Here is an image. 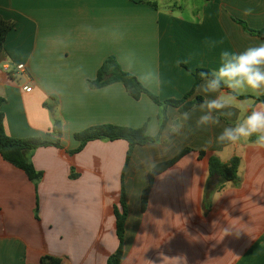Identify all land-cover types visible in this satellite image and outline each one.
<instances>
[{
    "label": "crops",
    "instance_id": "crops-1",
    "mask_svg": "<svg viewBox=\"0 0 264 264\" xmlns=\"http://www.w3.org/2000/svg\"><path fill=\"white\" fill-rule=\"evenodd\" d=\"M0 16L14 23L0 54L5 132L60 141L26 154L42 174L38 181L0 156V264H39L46 256L108 264L119 246L114 207L124 168L128 213L119 264H264V149L248 140L206 143L262 96L241 90L244 98L224 110L231 117L200 130V103L185 111L187 121L168 106L160 139L135 146L127 164L124 140L90 141L74 153L75 134L89 127L160 131L163 108L147 95L135 100L121 82L90 86L108 57L160 100L181 99L196 69L215 68L221 50L264 43L248 30L264 28V0H0ZM197 96L203 99L195 91L187 102ZM184 149L190 152L154 178L142 210L149 172ZM210 156L239 157L240 180L219 186L209 176Z\"/></svg>",
    "mask_w": 264,
    "mask_h": 264
},
{
    "label": "trees",
    "instance_id": "trees-1",
    "mask_svg": "<svg viewBox=\"0 0 264 264\" xmlns=\"http://www.w3.org/2000/svg\"><path fill=\"white\" fill-rule=\"evenodd\" d=\"M14 23L3 19L0 16V54L4 50V43L9 32L13 29ZM251 33L256 34L264 38V28L261 30H250ZM210 70L205 68H198L195 71V83L192 89L181 99H168L160 100V98L146 89L139 79L129 72L121 69L116 59L109 57L98 70L97 76L94 80H90L89 84L92 88H101L110 85L115 82H121L127 92L135 100L140 99L142 95H147L156 105L163 108L160 115V131L156 136H149L146 134V127L141 128H129L121 127L115 125H98L89 127L81 132L75 134V138L80 142V146L74 151V153L79 152L87 143L95 140H107L116 141L124 140L129 145V150L127 153L126 164L131 157L132 150L135 146H142L148 143L157 142L160 139V135L164 130L166 123L168 121L166 115V108L168 106H174L180 108L181 112H185L192 108L194 105L202 102V97L197 96L195 100L187 102V99L193 95L196 91V85L201 82L200 73L208 72ZM238 98L243 99L244 96H238ZM259 100L264 101V96L260 97ZM5 99L0 97V156L2 159L14 167L24 171L27 177L32 181H38L42 174L37 172L28 160L26 154L35 150L39 147L47 145L59 146V140L56 143H52L41 139L40 137L34 138H12L8 136L4 129V113L1 107ZM51 109V108H50ZM53 132L61 136V124L58 121H54ZM190 149H184L179 152L172 159L156 164L152 170L149 172V185L142 199V210L145 209V204L147 200V194L151 189L154 178L160 173L166 171L175 165L180 159H182ZM200 158L204 157V153L200 152ZM241 159L237 156L232 157L228 162H223L217 156H210L208 159V172L209 176L216 177L219 186H223L226 183H237L240 180L238 171ZM124 172L121 176V193H120V203L119 206L114 207V215L116 221V235L119 239V246L117 251L110 257L108 264H119L121 256L123 253V236L125 231V223L127 219V205L125 200V189H124ZM39 264H59V260L46 256L41 258Z\"/></svg>",
    "mask_w": 264,
    "mask_h": 264
},
{
    "label": "clouds",
    "instance_id": "clouds-1",
    "mask_svg": "<svg viewBox=\"0 0 264 264\" xmlns=\"http://www.w3.org/2000/svg\"><path fill=\"white\" fill-rule=\"evenodd\" d=\"M251 12L248 8L244 14ZM200 79L202 83L196 85V91L203 94V99L198 105L201 115L196 120V130L220 126L222 116L231 117L233 113L224 110L232 107L230 101L235 100L241 90L264 96V43L241 51L221 50L218 65L208 72H201ZM189 119L190 113L184 112L183 120ZM242 140L264 149V102L250 108L243 119L223 126L219 134L206 143L210 147L213 143L237 144ZM224 231L225 235L232 234L228 229Z\"/></svg>",
    "mask_w": 264,
    "mask_h": 264
},
{
    "label": "built area",
    "instance_id": "built-area-1",
    "mask_svg": "<svg viewBox=\"0 0 264 264\" xmlns=\"http://www.w3.org/2000/svg\"><path fill=\"white\" fill-rule=\"evenodd\" d=\"M16 68L20 72H25V70H26L24 64H19V65L16 66ZM23 89H24L25 92H30L32 90V88L29 87V86H26Z\"/></svg>",
    "mask_w": 264,
    "mask_h": 264
},
{
    "label": "rangeland",
    "instance_id": "rangeland-1",
    "mask_svg": "<svg viewBox=\"0 0 264 264\" xmlns=\"http://www.w3.org/2000/svg\"><path fill=\"white\" fill-rule=\"evenodd\" d=\"M110 57H113L114 59H116V57H114V56H110ZM108 58H109V57H108ZM108 58H107V59H108ZM107 59H106V60H107ZM106 60H105V61H106ZM116 61H117V60H116ZM117 63H118V61H117ZM118 64H119V63H118ZM102 65H103V64H102ZM102 65H101V66H102ZM101 66H100V68H101ZM119 66H120V64H119ZM120 67H121V66H120ZM100 68H99V69H100ZM121 69H122V67H121ZM122 70H123V69H122ZM130 74H132V73H130ZM5 103H6V100L4 101L3 105H4ZM52 113H54V111H53ZM82 131H83V130H82ZM80 132H81V131H80Z\"/></svg>",
    "mask_w": 264,
    "mask_h": 264
}]
</instances>
